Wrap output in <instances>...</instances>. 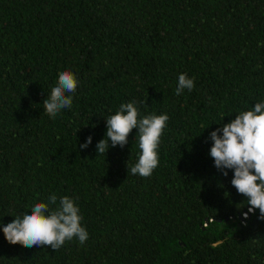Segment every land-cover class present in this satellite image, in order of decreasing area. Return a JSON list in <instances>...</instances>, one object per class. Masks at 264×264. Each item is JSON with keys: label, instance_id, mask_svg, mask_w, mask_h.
I'll return each mask as SVG.
<instances>
[{"label": "trees", "instance_id": "trees-1", "mask_svg": "<svg viewBox=\"0 0 264 264\" xmlns=\"http://www.w3.org/2000/svg\"><path fill=\"white\" fill-rule=\"evenodd\" d=\"M262 42L264 0H0V264H264L259 209L245 219L233 170L209 155L211 131L264 102ZM65 70L78 86L51 118L42 102ZM181 73L195 86L176 95ZM128 102L169 117L146 178L127 174L138 129L97 155ZM53 193L52 209L74 200L87 241L10 244L3 226Z\"/></svg>", "mask_w": 264, "mask_h": 264}, {"label": "clouds", "instance_id": "clouds-1", "mask_svg": "<svg viewBox=\"0 0 264 264\" xmlns=\"http://www.w3.org/2000/svg\"><path fill=\"white\" fill-rule=\"evenodd\" d=\"M77 86L74 73L61 71L50 95L42 102L47 115L55 118L61 110L70 109L72 96L66 93H75ZM194 86V79L181 73L175 94L180 95L185 89L191 91ZM105 118L107 139L103 138L97 143V155L105 154L110 146L124 147L131 131L138 129L140 153L134 164H127V174L145 178L151 176L159 165V146L169 119L167 114H151L141 118L135 102H128L122 103L115 114ZM209 139L213 142L209 155L214 160V166L224 176L228 175V170H233L231 185L250 205L243 214L245 219L248 213H255L256 209H259V218L264 219V102H257L249 110L240 111L222 128L211 131ZM91 142L92 137L89 136L80 148H87ZM56 204L57 196L53 193L47 203L37 202L30 212L15 216L2 228L6 240L27 248L44 246L54 250L73 239H78L83 245L89 234L80 223L78 206L68 196L60 197L58 206L50 208V205Z\"/></svg>", "mask_w": 264, "mask_h": 264}, {"label": "water", "instance_id": "water-1", "mask_svg": "<svg viewBox=\"0 0 264 264\" xmlns=\"http://www.w3.org/2000/svg\"><path fill=\"white\" fill-rule=\"evenodd\" d=\"M228 219H229V217H227V218H226V220H228ZM219 221L221 222V221H222V219H219Z\"/></svg>", "mask_w": 264, "mask_h": 264}]
</instances>
